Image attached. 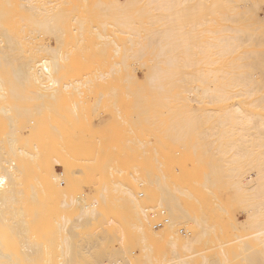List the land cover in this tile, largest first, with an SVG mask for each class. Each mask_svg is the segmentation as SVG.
<instances>
[{
    "label": "bare ground",
    "instance_id": "1",
    "mask_svg": "<svg viewBox=\"0 0 264 264\" xmlns=\"http://www.w3.org/2000/svg\"><path fill=\"white\" fill-rule=\"evenodd\" d=\"M0 1H4L5 6H12L10 11L3 9V6L0 8V114L6 119V125L8 124L7 130L3 131V134H1L2 127L0 131V264H52L51 256L47 253L49 247L46 242L37 240L30 232L32 228H38L36 227L37 222L46 215L42 199L43 195L47 194L45 193L46 182L39 175L32 174V180L25 183L23 179L25 171L29 169L32 171L34 167L43 169L44 172H47L49 186L56 190L64 185V181L69 182L68 178L64 176L66 165L61 160L55 158L52 163L42 160L37 143L34 142L29 148L28 145H24L26 140L22 144L20 137L24 130L23 126H30L32 115L37 111L42 113L41 109H49V102L58 98L62 91L73 89L77 90V93L82 84L88 87L89 84H93V82L95 84L103 79L106 74L111 76L110 73H103L101 69H97V72L94 69L90 70L88 57L83 59L85 54L82 52V59L85 62H81L84 64L88 62V68L83 67L85 69L83 78L72 80L66 77L69 69L77 65H67L65 59L69 58L67 55L69 53L63 52L61 43L66 42L64 39L67 38L66 26L68 23H72V28L73 24H76L73 29L78 33L79 30L82 31L85 22H87V18L81 17L79 14L81 5L91 11L97 20L98 25H92L91 28L102 45H109L113 41L109 35L103 33V30L108 26L112 27L114 33L125 35L121 37L123 39L121 45L113 41L115 47H112L114 48L112 54L115 56H111L108 50L111 59L113 58L110 63L108 62L110 71L118 73L120 68H124L131 72L130 78L134 76L132 74L137 71V68L140 70L146 68L148 71L147 76L141 81L140 93H131L135 97L136 108H138L137 113L132 115L133 119L144 121L149 129L155 124L152 126L155 133L162 132L167 139L179 147L186 146L188 143L192 153L200 151L202 156H207L203 165L192 164L195 167V178L192 175L193 172H190L194 179L189 177L188 179L194 184L193 192L189 190L190 188L186 189L183 186L188 181L185 178V176L187 177L186 172L181 169L175 171V167L173 170L171 162L166 161L164 155H160L163 162L158 163L157 161L159 166H164V169H160L161 172H154V169L151 170L148 167L154 173L148 172L142 179L143 181L136 177L142 181L141 186L146 194L145 198H141L142 200L139 197H142L143 194L136 190L137 193L132 188L126 187L123 191L122 188L125 186L123 187L122 184L117 182L115 185L112 184L115 190L126 194L130 203L134 202L132 203L135 212L132 211L138 222L133 224L135 226L133 228L136 230L137 227L140 231L137 230V232L141 235L144 232L145 225L143 223L148 220L147 212H152L154 208H160L167 212L166 223L168 222V225L184 223L196 230V236L190 237L188 243L180 245L181 248L189 251V255H183L184 257L178 255L176 250L180 247L173 244L172 257L160 264H187L189 258H194L191 261L196 260L195 264H264V0H61V2H59L60 0H45L39 4L38 0H16V3L12 0ZM61 5L63 7L60 11L56 10ZM143 12H147L148 15L144 16ZM7 19H13L18 24L20 23L21 33L7 28L5 25L6 22H9ZM24 28L28 29L30 40L34 33L33 39L38 36L43 38L46 35L55 40V45L49 43L51 40L49 42L42 40L41 42L38 37L40 41L36 40V42H40V44L35 45V54L28 55L25 42L23 43V39L26 37ZM76 32L75 35H77ZM23 33L25 34L22 35ZM75 37L79 38L80 34ZM62 38H64L63 41ZM80 39L83 40L82 35ZM32 41L34 43V40ZM32 41L30 42L32 43ZM128 42L130 46L126 44ZM82 43L84 44V42ZM97 47L99 48V46ZM83 50L86 51L85 48ZM36 52L39 53L36 55ZM89 59L91 61V58ZM204 64L206 67L203 66ZM214 64H218L219 67H210ZM75 72L80 73L78 70ZM115 79L112 77L111 80ZM117 79L118 84L124 86L129 81L127 77ZM30 86L33 89L30 88L28 91ZM79 93L81 94L78 92V95ZM14 99L16 102H13ZM28 100L35 101V103L32 106H29L30 104L26 106V103H29ZM99 100L101 99L98 98L96 101ZM75 101L78 102V99ZM55 102L57 101L55 100ZM111 105L114 106V104ZM95 106L98 107L97 103ZM257 108L262 112L257 111ZM23 118L25 119L22 120ZM38 118L40 120V117ZM38 118L35 119L38 120ZM74 127L76 129V126ZM50 128L52 127L50 126ZM54 131L56 132L55 129ZM152 163L154 162H151V167L154 166ZM178 163L182 166L180 161ZM55 166H59L61 171L59 172ZM183 166L185 165L183 164ZM190 168H188L189 171ZM36 171L39 170L36 169ZM76 171L75 169L72 172L76 173ZM80 175L82 174L79 172L78 177ZM75 177L77 178V176ZM169 180L172 182L171 184ZM61 194L64 195L65 192ZM82 194L85 195V193ZM96 194L100 196L99 193ZM201 194L206 198V202L211 203L209 206H205L206 203H203L206 209L204 207L202 209L207 211L211 209V212L218 211L220 214H226L225 220H228L227 217L231 214V210L235 211L236 209L237 211L238 209L242 214L241 219L235 217L233 223L228 221L232 227H228V224V231L235 232L231 233V238L222 240V236L220 237L222 233L216 232L221 240L217 238V244L213 247L210 245V248L217 247L219 249V252L215 249L217 251L215 255V250L212 248L214 253H210L209 256L201 255L199 252L202 250L198 252L193 248L204 235L214 233L216 224L210 222L206 218L207 216L203 215L205 213L201 214L202 216H199L198 213L191 214L181 204L182 201L189 200L194 203L200 202V200L202 202ZM182 195L187 199L181 197ZM69 196L71 199L69 197L68 201L62 196V205L60 204V206L80 204V208L78 207L80 210L72 218L63 214L55 215L54 221L60 237L57 241L54 239L56 238L54 235L50 237V240L53 239V242L55 241L57 244L52 243L49 239L47 241L56 245L62 257L58 256L59 259L57 258L58 261L55 262L54 253L52 255L55 257L52 261L53 264H123V259L119 255L120 250L124 251L122 247L117 251L115 248L119 245L117 247L111 245L114 247L113 249L106 248L107 245H104L107 243V236H109L106 231L103 232V235L102 233L98 234L99 231L97 234L93 231L96 234L93 233L94 236L91 232L90 234L85 233L87 236L83 234V239V236L79 239V234L76 232L83 218V225H86L85 217L92 218L93 221V214L96 215L99 212L96 209L98 201L92 198L94 201L91 200L88 203L80 197L82 195H78L79 197L76 198ZM101 197L103 196L101 195L99 199ZM102 200L104 201V199ZM145 201H154L156 204L144 205ZM113 205L115 204L113 203ZM198 212L200 214L201 211L198 210ZM131 214L133 215V213ZM208 215L210 216V214ZM220 217L222 216H219V219ZM159 220L161 221V218ZM166 223L161 230L165 229ZM131 224L130 226H132ZM87 228L89 230L88 226ZM102 228L101 231H104L105 229ZM147 228L149 229V227ZM183 229L185 228L183 227ZM239 230L243 232L240 233ZM169 235L171 237V234ZM95 236L96 238H94ZM145 239L143 237V240ZM155 239L158 242L159 238ZM214 240L211 242L212 245ZM250 240L254 241L253 246L249 244ZM168 242L170 241L164 245ZM207 242L205 241L206 244ZM113 243L115 244V242ZM141 243L142 246L145 245L143 241ZM45 244L48 247L46 253ZM150 245L149 249L152 247ZM153 245L158 244L154 242ZM126 246L128 245L125 243L124 247ZM145 247L143 246L142 250H145ZM224 247L228 250H224ZM208 248L206 250L210 249ZM149 249L147 246L148 251L151 250ZM129 250L125 253L126 256L130 253ZM199 254L202 262H197ZM125 264L130 263L127 261Z\"/></svg>",
    "mask_w": 264,
    "mask_h": 264
},
{
    "label": "rangeland",
    "instance_id": "2",
    "mask_svg": "<svg viewBox=\"0 0 264 264\" xmlns=\"http://www.w3.org/2000/svg\"><path fill=\"white\" fill-rule=\"evenodd\" d=\"M12 1L14 3H16V0H12ZM38 1H39V2H37L38 4L40 2H45V0H42V1L38 0ZM56 1H59V0H56ZM59 2H61V0ZM76 3H78V2H76ZM81 6H79V14L81 17L85 16L87 18V22H85V24L82 28L83 33L80 30L78 31V33L76 31H74L73 28L76 27V26H74L76 24H73V28H72V23H68L66 26L67 38L65 37L66 34L64 35L65 39L62 38V41H63V39L66 40V42L63 41L64 43L63 42L61 43L63 45L62 46L63 52L67 51V53H69V54H67V55H69V58L65 59L67 65H69V64H76L77 65V66H74L72 69L71 68L69 69V73L66 75V77L67 78L69 77L68 79H72V80L73 79H82L83 73L85 71L84 68H88V64H87L88 62H89L90 70L94 69V70H96L95 72H97V69H101V71L103 73H108V74L110 73L111 76H108L106 74L103 79H100V81L96 82L98 84L95 83L96 85L94 84V82H93V84H89L90 86H88V87H86L85 84H82L80 86V90L78 91V92H81V94L79 93V95H78V92L76 93L77 90L74 91L73 89L62 91V93L60 94V96L58 98L54 99L53 102H52V100L49 102L50 103L49 109H47V108L41 109L43 111L42 113H41V111L40 112L37 111V113H34L32 115L33 120L31 119V123L29 124L30 126H28V125L23 126L24 130H22L21 137H20L22 144L26 140V143H24V145L25 144L28 145V148H29V146H31L34 142L37 143L39 145V149H40L39 155H40V158L42 160H47L51 163L53 162V160L55 158L61 160L63 162V164L66 165L64 176H66V178H68V180H69V182L67 181L68 183L66 181H64L65 186L62 185L61 188L56 190L52 186L51 187L49 186L50 181L48 180L47 172L46 171L44 172L43 169H39V168L34 167V169H32V171H31V169L25 171L24 178H23L24 182L28 183L30 180H32V174L39 175L42 178V180L46 182L45 193L48 194V196H47V194L46 195L44 194L42 197V199L44 201V207L46 208V210H45L46 215L44 213L45 217L40 218V220L37 222L39 226L37 225L36 227H38V228L34 227V228L30 229V232H32V236L34 234V237L37 240L40 239V241L44 240L43 242L44 243L46 242V244L48 245L49 248L46 247L47 245L45 244L44 245L46 247L45 250L48 248L49 252H50L53 249L51 251V255L49 252H47L48 249L45 251V253L47 252L49 254V256H51V259H52L51 263L52 264H53V262H52L53 258L55 259V257H56V260H54V261L57 262L58 256H59V258L62 256H61L59 249L56 248L55 244H57V242H55V241L53 242V239L50 240V237H53V235H54V237H56V238H54L56 241L60 237V234H58V232H57L56 223L54 221L55 215L63 214L64 216L69 217V218L74 217V214H77V212L80 210L79 209L80 204L75 205L73 203L74 205L71 204L73 206H70V204H68L67 206H64V204H63L64 207H62V206H60V204L62 205L61 200L63 199V197L67 201L70 200L71 197L69 195H71L74 198H76L78 195L79 196L82 195L80 197H82L88 203H89V201L91 202L92 198L94 200L96 199L98 201V203H97L98 206L96 205V209H97V212L98 211L99 212L96 215L93 214V216H94L93 221L91 220L92 219L91 215H89V217L91 219H89L88 217L87 218L85 217V224L86 225H83V223H84L83 219L84 218L81 220L80 227L76 229V232L79 234V239H81L83 234H84V236H87L86 234L87 233L90 234V232H91L93 235V233H94L93 231H95L96 234L99 231L98 234H100V235H101V233L103 235L104 234L103 232L106 231V234L109 236H107L108 240L106 241L107 243H105L104 245H107L106 248H110V249H113L114 247H117L119 245V247H117L118 249L115 248L117 251H119L121 249L120 247H122V249L124 251L122 252V250H120L119 255L123 259L122 260V262H124L123 264L127 263V261L130 264H160V263H162V261L165 262L166 259L172 257L173 253H172L171 248H172L173 244L180 247V248L177 247L178 250H176L178 255H180V256H183L186 254L189 255V251L184 250L183 248H181L180 245H182V244L184 245V244L188 243L189 242L188 239L190 237L196 236V234H195L196 230H193L191 227H188V225L187 224L185 225L184 223H182V225H181V223H177V225L173 224L171 226H170V224L168 225V222L166 223L167 212L164 211L163 209H160V208H154L152 210V212L151 211L147 212V216H148L147 221L148 222L144 221L145 223H143V225L149 227V229L144 226V232L141 234L143 236H141L139 233L140 231L137 229V227H136V230L133 228V227H135L133 224L138 222L137 217L134 213L135 212V209L133 207L134 202L132 201L133 203L131 202L132 203L131 204L129 201L130 199L126 196V194L124 192H120L119 190H115L114 185L117 182V183L122 184L123 187L125 186L124 188H122V190L125 189L126 187L132 188V190L134 192L136 190L137 192L143 194L142 197H139V199L142 200L141 198H145V196H146V194H144L145 192L143 191L142 186H141V183L143 181L142 179H144V176L146 177V174L148 172L149 173H154V172H158V171L161 172L160 169L161 170H162V168L164 169V166L161 167L158 165V163L160 161H162L160 155H164L165 160L171 162L173 170L176 168L175 171L177 169H181V170H184L186 172L185 173L183 171L185 173V175H187V177L185 175L184 176H185V178H187L188 181L186 180L187 182H186V184L183 183L184 184L183 186L186 189L190 188L189 190L191 192H193L194 191V184H193V182H189V179H188V177L192 179L190 172H193L192 175L195 178V173H194L195 167L192 164L203 165L204 161H205L204 159H206L207 156H202L200 151H198L197 153H192L189 150L190 146L188 145V143L186 146L179 147L176 143H173L170 139H167L163 135L162 132L156 130L157 133H155V130L152 128V126L155 124H153L151 126V128L149 129V127L146 125V123L144 121H142V120L140 121V119L139 120L133 119L134 116H132V115L137 113L136 110H138V108H136L137 106H136V102L134 99L135 97L131 93L132 92L140 93L141 81L145 78V76H147L148 71L146 70V68H142L141 70L139 68H137L136 69L137 71L134 72V74H132L134 76H132L131 78H130L131 72L126 71L124 68H120L118 73H116V71H110V69L108 67V62L110 63L112 61L113 58L111 59V56H115V54L114 55L112 54V53H114L113 52L114 48H112V47H115L114 42L121 45L123 42V39H121V37H124L125 35L120 34V33L119 34L114 33L112 30V27L108 26V27H106V29L103 30V33L106 35H109V38H112L114 42L111 41L109 45H104V44L102 45L100 43V39H98L95 32L92 31V28H91L92 25H98L97 20L93 17V14L91 13V11H89L88 9L83 8ZM1 7L3 9L8 10V11H10L9 9H12V6H5L4 1H0V8ZM62 7H63V5L56 8V10L60 11V9ZM143 15L146 16L148 14H147V12H143ZM7 21H9L8 23L7 22L5 23L7 28H10V29L14 30L15 32L21 33V29L19 26L20 23L18 24L16 22V20L13 21V19L12 20L7 19ZM90 23H92V24H90ZM60 26L62 27L61 22H60ZM14 27H17V28H14ZM24 30H25L26 34L23 33L22 35L25 34L26 37H25V39H23L24 40L23 43L25 42V48L27 50L28 55H30V54L34 55L35 54V47L37 46V44H40V42H36V40L40 41V39H41V42H42V40L47 41V42H49V40H51L49 43L51 45H55V40H53V38L48 37L46 35L43 38H41V36H38V37H40V39L38 37H37L38 39L37 38L33 39L32 37L34 36L35 33L34 34L32 33L33 36L30 37L31 38V40H30L28 38V36L30 35L28 29L26 30V28H24ZM70 30H72V32H70ZM75 32L77 35H75ZM89 32L92 34L89 35L90 34ZM69 33H70V35H69ZM73 34L75 36H79V34H80V37L82 35L83 40L80 39V37L79 38L75 37ZM26 38H28V39H26ZM76 38H77V42H76ZM67 39H68V42H67ZM28 40H29V42H28ZM32 40H34V43ZM79 40H80V42L82 40V42H84V44L82 42L80 43ZM30 41H32V43ZM96 41H98V42H96ZM29 43H30V45H29ZM126 44L128 46H130L129 42ZM32 45H34V46L32 47ZM82 45H84L85 47ZM97 46H99V48ZM96 47H97V49H96ZM107 47H108V49H107ZM84 48L86 49V51L83 50ZM31 50H32V52H31ZM108 50L111 53V56L109 55ZM88 51H89V53H86ZM105 51H106V53H105ZM82 52H83V54H85V56L82 55ZM38 53L39 52H36V55ZM106 54H107V56H106ZM82 56H83V59H84V57H85V59H87L86 56L88 57V59L91 58V61H89L90 59L89 60L87 59V61H88V62H86L87 66H85L86 64H84L85 61L82 59ZM105 57L107 59H104ZM97 58L100 60L98 61ZM116 59H117V57H116ZM81 61H84V62H81ZM79 62L82 64V67H81V64ZM97 62H99V63H97ZM78 65L80 66V68ZM203 66L206 67L205 64ZM210 67L217 68V67H219V65L214 64V65H211ZM82 68H83V70H82ZM76 70H78V72H80V73H76L75 72ZM86 71H87V69H86ZM112 77H114L116 79L112 81L111 80ZM119 77H121V78L127 77L129 79V81L125 83V86L118 84L117 78H119ZM4 85H6V84L4 83ZM30 88L33 89L32 86H30L28 88V91ZM135 88H138V89H135ZM26 92H27V90H26ZM181 95L183 96L184 94L182 93ZM79 97H81V98H79ZM98 98H100L101 100H99L97 102L96 100ZM77 99H78V102L75 101ZM55 100L57 102H55ZM28 101H29V103L27 101H24V102H27L26 106L29 104H30L29 106H32L33 103H35V101H32V100H28ZM13 102H16L15 99L13 100ZM18 102H20V101H18ZM80 102H82V103H80ZM96 103H97L98 107L95 106ZM148 103L151 104L150 101H148ZM72 104H74V105H72ZM111 104H114V106H112ZM67 107H68V109H67ZM69 108H70V111H69ZM256 110L259 112H262V110L259 108H257ZM67 111H69V112H67ZM70 112H71V114H68ZM62 113H64V114H62ZM74 113H75V115H74ZM47 114H49V115H47ZM63 115H64V117H63ZM2 117L3 116H1V114H0V122H1L0 131H1V127H2L1 134H3V131L5 132L7 130V127H8V124L6 125V123H7L6 119L3 117L4 118V120H3ZM38 117H40V120ZM74 117L76 118V120ZM35 118H38V120ZM41 118H42V121H41ZM24 119L25 118H23L22 120H24ZM34 119H35V121H34ZM70 119H72V120H70ZM1 120L3 121V123ZM43 120H44V122H43ZM135 120H136V122H135ZM123 121H125V122H123ZM117 122H118V124H117ZM163 124H164V122L162 123V125ZM50 126L52 128H50ZM74 126H76V129ZM53 127L56 130V132L54 131ZM3 128H5V129H3ZM49 130H51V131H49ZM73 130L75 131V133ZM59 132H60V134H59ZM71 133L72 134L74 133V134L72 135ZM82 136L84 137V139ZM25 137H26V139H25ZM141 142H143V143H141ZM59 145H60V147H59ZM62 145H64V146H62ZM114 147H115V149H114ZM128 152H129V155H128ZM68 156H69V158H68ZM175 156H177V157H175ZM178 156L180 159L178 158ZM145 157H147V158H145ZM159 157H160V160H158ZM94 158H95V160H94ZM177 158L182 163V166L180 163H178L179 161L177 160ZM82 160H84V161H82ZM157 161H158V163H157ZM151 162H154V163H152L154 165L152 167L150 166ZM155 162L157 163V166H155V164H156ZM146 163H148V164L146 165ZM174 164H176V165H174ZM183 164L185 166H183ZM158 166H159V169H158ZM55 167L59 172L61 171L59 166H55ZM145 167H147V168H145ZM148 167H150L149 169H151V170L154 169V172L153 171L151 172L148 169ZM189 167H191L190 171L188 169ZM36 169L39 171H36ZM75 169L77 170L76 173H78V174H76L75 172H72V171H75ZM70 170H72L71 171L72 175H71V172L69 173ZM145 170H147V171H145ZM165 170H163V171H165ZM66 171H68L67 173L70 174V175L68 174L69 176L67 175ZM42 172H44V173L42 174ZM79 172L82 175H80L78 177ZM40 173H41V175H40ZM73 173L75 174V176H77V178L74 176ZM187 173H189V174H187ZM141 175H143V176L141 177ZM80 177H81V179H80ZM136 177L142 181H139ZM169 182H170V184L172 183L170 180H169ZM112 184H114V185H112ZM190 184H193V185L191 186ZM143 185H144V183H143ZM66 186H67V188H66ZM169 186L171 187V185H169ZM192 187H193V189H192ZM64 188H66L67 190ZM104 188H105V191H104ZM60 189H62V190H60ZM141 190L143 193L141 192ZM61 191L65 192V194H64L65 196L63 194H61L62 193ZM137 192H135V193H137ZM82 193H85V195H83ZM96 193H99L100 196L102 195L103 197H101L99 199L100 196ZM200 193H202V192H200ZM69 197H70V199H69ZM181 197L186 198V196H183V195ZM199 197H200V195H199ZM201 197L203 200L202 202L200 200V202L194 203V202L189 200V201H182L181 204L184 205L190 211L191 214L192 213L193 214L198 213V215L200 216L201 214L205 213L203 215L207 216L206 218H208L210 220V222H214L216 224V228L214 230L215 234L212 232L214 235L213 234L211 235V233L204 235L203 238H201V240L198 243H195L194 248H193L194 250H197L198 252H199V250H202L199 252L201 255L207 254L205 256H209V254L212 253L213 250H215V249L217 251L219 250V249H217V247L212 248L213 246H215V244H217V238L219 239L222 236L221 237L222 240H225L224 238L229 239L232 236L231 233L232 234L235 233L232 231H228L229 229L227 228V225L229 224L228 227H231V223H229V222L233 223L234 222L233 220L235 219V217L237 219H241L242 214L240 213V211L238 209H237V211H236V209H235V211L231 210V214H229L227 217L228 220H225V217L227 216L226 214H225L226 215L225 216L223 214L218 213V211L217 212L216 211L211 212L210 211L211 209L209 207H207L210 209V210L208 209L209 211L205 210L206 209L205 206H207V205L209 206L211 203L206 202V198L204 196H202V194H201ZM48 198H49V200H48ZM102 199H104V201ZM94 200H92V201H94ZM104 202H106V203L104 204ZM113 203L115 205H113ZM151 203L156 204L154 201L143 202L144 205L145 204H151ZM203 203H206L205 206H203L204 205ZM102 205H103V207H102ZM75 206H77V207L75 208ZM112 206H114V207H112ZM69 207H71V208H69ZM98 207H100V208H98ZM132 207H133V209H132ZM202 207H204L205 209L204 208L202 209ZM111 210H114V211H111ZM132 210H134V212ZM198 210L201 212L202 211H204V212H202V213L200 212V214H199ZM235 212H237V213H235ZM47 213H48V215H47ZM131 213H133V215ZM206 213H207V215H206ZM98 214H100V215L97 216ZM208 214H210V216ZM95 216H97V217H95ZM219 216H222L223 219H222V217H220V219H219ZM135 217H136V219H135ZM159 218H161V221L159 220ZM87 220H88V222H87ZM98 220H102L103 222L98 221ZM109 220H111V222H109ZM226 221H227V223H226ZM97 222H99V223H97ZM101 222L103 223V225ZM163 222L166 223V225H168V226L165 225V229L161 230V228L164 226ZM89 223H91V224H89ZM225 223H226V225H225ZM107 224H109V225H107ZM130 224L132 226H130ZM178 224H180V225H178ZM87 226L89 227L90 231L88 230ZM153 226H154V228H153ZM183 227L185 229H183ZM101 228L103 230L104 229L105 230L101 231ZM173 229L176 231H174ZM137 230L139 232H137ZM230 230H233V229H230ZM185 231H186V233H185ZM227 231H228V234H227ZM51 232H53V233H51ZM216 232H218L219 234L222 233V235H220V237H219L218 236L219 234L218 233L216 234ZM238 232L241 233L243 231L239 230ZM35 233H37V234L35 235ZM153 233H155L156 235L154 236ZM51 234H52V236H51ZM57 234H58V237H57ZM96 234L94 233V235H96ZM147 234H148V237H150V238L147 237ZM169 234H171L172 238L170 237ZM37 236H40L41 238L37 237ZM48 236H49V238H47ZM84 236L82 237V239L84 238ZM167 236H169V237L166 238ZM97 237H99V236L97 235ZM102 237L104 238V236H102ZM143 237L146 239L143 240ZM174 237H176L175 238L176 240L173 239ZM213 237L215 238V240ZM94 238H96V236ZM121 238H122V240H121ZM139 238H141L143 241V244H145V245H143L144 247L146 246L144 248L145 250H142L143 249V246L141 243L142 241H140L141 239H139ZM155 238H157V239L159 238L158 242ZM48 239L52 243H55V244L52 245V243L50 241H47ZM104 239H106V238H104ZM153 239L156 240L154 242H155V244H158V245H153L154 244V242L152 241ZM166 239H167V241H170V242H168L169 244L167 243L164 245V243L167 242ZM169 239H171L172 241ZM221 239H219V240H221ZM212 240H214L213 245L211 243ZM163 241H165V242H163ZM205 241L206 242L209 241V242H207V244H206ZM113 242H115V244ZM152 242H153V244H152ZM202 242H204V243H202ZM125 243H126V245H128L132 249L127 248L128 246L124 247ZM150 243H151V245H150ZM208 243H209V245H208ZM249 244L253 246L254 241L250 240ZM111 245H113L114 247H112ZM149 245L152 246V247H150L151 250L149 249ZM210 245L212 246L211 248L213 250L210 248ZM147 246H148V249L150 251L147 250ZM124 248L126 249V251ZM134 248H135V250H134ZM207 248L210 250L209 253H208L209 250H206ZM224 248H225L224 250H226V247H224ZM128 249H130L129 252L131 254H134V255L131 256V254L129 253V254H127V256H129V257H127L125 253L128 252ZM136 250H137V252H136ZM203 250H204V252H203ZM216 250L214 251L215 253L213 252L214 255L217 252ZM205 251H207V252L205 253ZM228 252L231 253V251H228ZM54 253H55V255H54L55 257L52 256ZM56 253H57V256H56ZM146 253H148V255H146ZM71 254H72V251H71ZM135 254H137V255L135 256ZM200 254L197 256V259H198L197 262L203 261L200 258ZM45 256H46V254H45ZM192 259H194V258L187 259V261L189 262L187 264H195L196 260L194 262H192L191 261ZM206 263H209V262H206Z\"/></svg>",
    "mask_w": 264,
    "mask_h": 264
}]
</instances>
